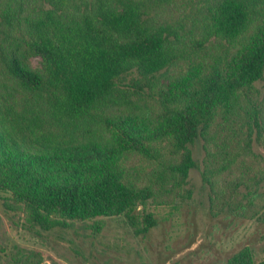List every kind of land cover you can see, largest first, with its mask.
<instances>
[{"label": "trees", "instance_id": "1", "mask_svg": "<svg viewBox=\"0 0 264 264\" xmlns=\"http://www.w3.org/2000/svg\"><path fill=\"white\" fill-rule=\"evenodd\" d=\"M261 81L264 0H0L2 208L34 233L123 218L143 238L196 168L211 217L264 224Z\"/></svg>", "mask_w": 264, "mask_h": 264}, {"label": "rangeland", "instance_id": "2", "mask_svg": "<svg viewBox=\"0 0 264 264\" xmlns=\"http://www.w3.org/2000/svg\"><path fill=\"white\" fill-rule=\"evenodd\" d=\"M30 63L38 69L41 60L33 57ZM255 87L264 94V81ZM153 109V104L142 107L143 112ZM202 145L199 139L190 146L200 168L205 155ZM253 152L255 161L261 156L259 170L264 173V142L254 143ZM188 188L190 200L172 206L149 205L157 226L143 238L135 236L123 218H103L98 233L92 229L93 222L34 233L21 226L23 216L12 218L3 210L6 195L0 192V264H226L244 247L251 248L256 262L264 260V224L227 213L211 217L209 189L196 168L190 170ZM259 194L258 206L264 204V183Z\"/></svg>", "mask_w": 264, "mask_h": 264}]
</instances>
